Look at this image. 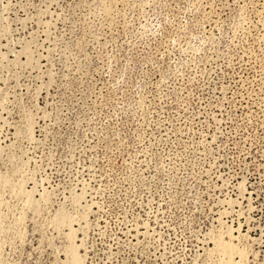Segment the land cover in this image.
I'll return each instance as SVG.
<instances>
[{"label": "rangeland", "instance_id": "rangeland-1", "mask_svg": "<svg viewBox=\"0 0 264 264\" xmlns=\"http://www.w3.org/2000/svg\"><path fill=\"white\" fill-rule=\"evenodd\" d=\"M0 264H264V0H0Z\"/></svg>", "mask_w": 264, "mask_h": 264}, {"label": "bare ground", "instance_id": "bare-ground-1", "mask_svg": "<svg viewBox=\"0 0 264 264\" xmlns=\"http://www.w3.org/2000/svg\"><path fill=\"white\" fill-rule=\"evenodd\" d=\"M228 249V248H227ZM228 254V253H227ZM228 256H230V255H228ZM231 257V256H230Z\"/></svg>", "mask_w": 264, "mask_h": 264}]
</instances>
